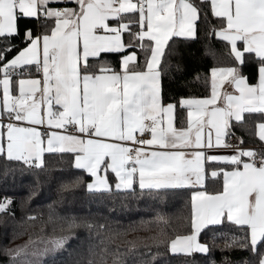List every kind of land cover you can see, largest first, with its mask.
<instances>
[{
	"label": "snow or ice",
	"instance_id": "6c2138e0",
	"mask_svg": "<svg viewBox=\"0 0 264 264\" xmlns=\"http://www.w3.org/2000/svg\"><path fill=\"white\" fill-rule=\"evenodd\" d=\"M204 26L224 47L208 39L202 55L227 61L196 74L207 94L170 100L162 87L169 58ZM0 89V158L44 170L46 154H59L81 173L64 187L87 174L93 194L191 192L185 232L170 234L164 213L123 231L87 224L106 231L77 264H153L164 245L187 257L241 249L248 259L240 264H264V0H0ZM245 136L260 147L233 145ZM0 214L15 217L11 196L0 197ZM154 229L141 244L117 243ZM67 240L5 247L6 264H40L30 257Z\"/></svg>",
	"mask_w": 264,
	"mask_h": 264
},
{
	"label": "trees",
	"instance_id": "16d2710c",
	"mask_svg": "<svg viewBox=\"0 0 264 264\" xmlns=\"http://www.w3.org/2000/svg\"><path fill=\"white\" fill-rule=\"evenodd\" d=\"M214 23V18L212 19ZM206 26L202 27L200 39L189 43H179L177 48L180 55L170 57L171 66L162 75V87L166 97L174 100L180 97H202L207 90L202 81H197V73H206L210 66L216 63H225L226 56H220L216 61L202 55L206 40L211 39L217 49H223L224 45L219 38H209L204 33ZM115 64V58L110 57ZM179 64V69L176 65ZM163 65V61H162ZM250 71V69H245ZM182 113L178 112L177 121ZM248 143L244 146H260L258 140L245 136ZM47 167L44 170L28 169L0 158V197L11 196L13 198L15 217H3L0 214V264H6L9 257L5 255V247L15 248L26 244L30 239L37 249L42 250L45 244L42 241L53 237L68 236L63 249L55 252H47L39 257H30L32 260L39 259L40 264H77L82 256H86L89 243L99 239L97 231H123L129 225L137 224L141 220H149L158 213L167 214L171 218L168 232L183 233L186 229L180 217L190 212L191 192L181 190L179 193H169L164 198H156L147 193L136 195L120 194L109 196L107 194H93L86 189L88 182L87 174H82L84 183L71 184L69 181L78 174L79 170L73 169L66 160H61L59 154H46ZM5 167L11 169L4 174ZM215 188L222 187L220 183L212 185ZM35 190L36 194L28 197ZM23 207L21 203L25 202ZM50 210L54 213L49 218ZM35 216V221L27 220L26 217ZM75 219L77 227L69 228L68 223ZM105 225V230L96 227L89 229L86 225ZM173 229L175 231H173ZM13 231L22 233L16 239H12ZM152 232L132 231L117 240L121 248L128 246V241L141 244L146 237L157 234ZM203 235V234H202ZM211 235V234H209ZM205 240L208 237H203ZM222 244V240L217 241ZM157 251V249H153ZM153 264H221L227 256L233 264H240L248 259L247 252L241 249L215 248L210 254L194 253L191 257L182 254H172L166 245L158 249Z\"/></svg>",
	"mask_w": 264,
	"mask_h": 264
},
{
	"label": "crops",
	"instance_id": "0c3cea01",
	"mask_svg": "<svg viewBox=\"0 0 264 264\" xmlns=\"http://www.w3.org/2000/svg\"><path fill=\"white\" fill-rule=\"evenodd\" d=\"M0 94H2V89H0ZM233 151V149H221L220 152L221 154H231ZM243 159H247V158H243Z\"/></svg>",
	"mask_w": 264,
	"mask_h": 264
},
{
	"label": "built area",
	"instance_id": "2783aa9c",
	"mask_svg": "<svg viewBox=\"0 0 264 264\" xmlns=\"http://www.w3.org/2000/svg\"><path fill=\"white\" fill-rule=\"evenodd\" d=\"M233 145L237 148L239 147H247V146H244V145H241V144H238L236 141H232ZM260 146H251V147H247V148H258Z\"/></svg>",
	"mask_w": 264,
	"mask_h": 264
}]
</instances>
